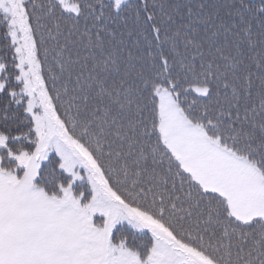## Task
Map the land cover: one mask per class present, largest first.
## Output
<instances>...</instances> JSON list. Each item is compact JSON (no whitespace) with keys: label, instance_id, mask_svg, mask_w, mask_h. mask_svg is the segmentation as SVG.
<instances>
[{"label":"snow or ice","instance_id":"6c2138e0","mask_svg":"<svg viewBox=\"0 0 264 264\" xmlns=\"http://www.w3.org/2000/svg\"><path fill=\"white\" fill-rule=\"evenodd\" d=\"M0 264H264V0H0Z\"/></svg>","mask_w":264,"mask_h":264}]
</instances>
